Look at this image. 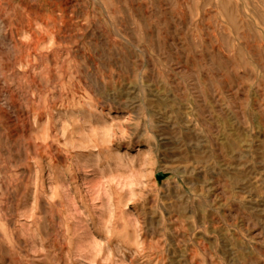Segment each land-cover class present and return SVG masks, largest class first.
<instances>
[{
    "label": "rangeland",
    "instance_id": "obj_1",
    "mask_svg": "<svg viewBox=\"0 0 264 264\" xmlns=\"http://www.w3.org/2000/svg\"><path fill=\"white\" fill-rule=\"evenodd\" d=\"M0 264H264V0H0Z\"/></svg>",
    "mask_w": 264,
    "mask_h": 264
},
{
    "label": "water",
    "instance_id": "obj_2",
    "mask_svg": "<svg viewBox=\"0 0 264 264\" xmlns=\"http://www.w3.org/2000/svg\"><path fill=\"white\" fill-rule=\"evenodd\" d=\"M164 177H166V174H163L162 172H159V173L156 174V178H157L158 180H161V179H163Z\"/></svg>",
    "mask_w": 264,
    "mask_h": 264
},
{
    "label": "bare ground",
    "instance_id": "obj_3",
    "mask_svg": "<svg viewBox=\"0 0 264 264\" xmlns=\"http://www.w3.org/2000/svg\"><path fill=\"white\" fill-rule=\"evenodd\" d=\"M59 39V38H58ZM38 40V39H37ZM28 82V81H27ZM13 109V108H12ZM10 119V118H9ZM14 120V119H13ZM25 122V121H24ZM13 131V130H12ZM30 142V141H29Z\"/></svg>",
    "mask_w": 264,
    "mask_h": 264
}]
</instances>
